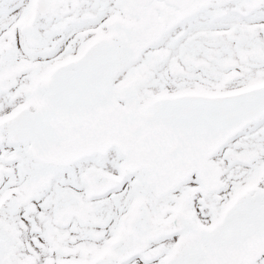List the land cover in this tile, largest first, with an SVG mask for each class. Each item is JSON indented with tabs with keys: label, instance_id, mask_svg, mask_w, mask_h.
<instances>
[{
	"label": "snow or ice",
	"instance_id": "obj_1",
	"mask_svg": "<svg viewBox=\"0 0 264 264\" xmlns=\"http://www.w3.org/2000/svg\"><path fill=\"white\" fill-rule=\"evenodd\" d=\"M0 264H264V0H0Z\"/></svg>",
	"mask_w": 264,
	"mask_h": 264
}]
</instances>
